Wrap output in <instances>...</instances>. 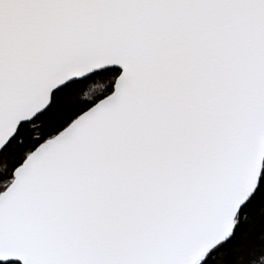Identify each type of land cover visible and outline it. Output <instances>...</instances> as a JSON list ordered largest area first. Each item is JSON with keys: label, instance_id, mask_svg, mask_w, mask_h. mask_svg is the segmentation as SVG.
I'll use <instances>...</instances> for the list:
<instances>
[{"label": "snow or ice", "instance_id": "6c2138e0", "mask_svg": "<svg viewBox=\"0 0 264 264\" xmlns=\"http://www.w3.org/2000/svg\"><path fill=\"white\" fill-rule=\"evenodd\" d=\"M0 264H264V0H0Z\"/></svg>", "mask_w": 264, "mask_h": 264}]
</instances>
